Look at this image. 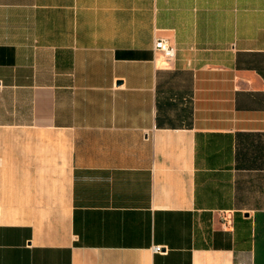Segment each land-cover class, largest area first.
I'll list each match as a JSON object with an SVG mask.
<instances>
[{
    "label": "crops",
    "instance_id": "crops-1",
    "mask_svg": "<svg viewBox=\"0 0 264 264\" xmlns=\"http://www.w3.org/2000/svg\"><path fill=\"white\" fill-rule=\"evenodd\" d=\"M0 264H264V0H0Z\"/></svg>",
    "mask_w": 264,
    "mask_h": 264
},
{
    "label": "built area",
    "instance_id": "built-area-1",
    "mask_svg": "<svg viewBox=\"0 0 264 264\" xmlns=\"http://www.w3.org/2000/svg\"><path fill=\"white\" fill-rule=\"evenodd\" d=\"M156 52L162 53L165 59L169 62H174L177 58V48L172 46L167 39L157 38L155 41ZM157 252L162 251L161 247H156Z\"/></svg>",
    "mask_w": 264,
    "mask_h": 264
}]
</instances>
